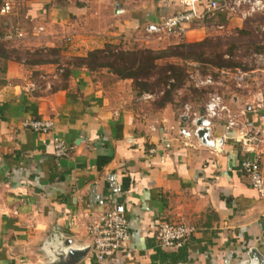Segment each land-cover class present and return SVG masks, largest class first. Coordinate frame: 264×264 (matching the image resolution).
Returning a JSON list of instances; mask_svg holds the SVG:
<instances>
[{"label": "crops", "instance_id": "crops-1", "mask_svg": "<svg viewBox=\"0 0 264 264\" xmlns=\"http://www.w3.org/2000/svg\"><path fill=\"white\" fill-rule=\"evenodd\" d=\"M87 1L61 8L23 0L14 11L12 1L11 11L0 13V31L17 25L23 34L13 44L16 54L0 58V264H71L69 250L85 251L73 264H250L251 248L264 257V201L239 169L246 154L237 129L211 122L222 141L216 151L189 135L188 118L170 106L148 113L119 104L123 91L104 71L69 67L62 79V57L85 55L107 39L154 50L192 42L195 23L181 37L148 36L151 21L180 9L175 0ZM59 25L72 39L65 48L52 34ZM48 48L59 49L57 62L32 57ZM252 74L249 91L232 81L234 90L220 96L233 113L243 111L240 123L263 132L254 100L264 102V83ZM30 118H50L53 129L23 127ZM55 136L72 147L67 156L54 157ZM116 207L128 221V248L97 262L87 225ZM160 221L184 222L194 232L182 246L164 249L155 238Z\"/></svg>", "mask_w": 264, "mask_h": 264}, {"label": "built area", "instance_id": "built-area-1", "mask_svg": "<svg viewBox=\"0 0 264 264\" xmlns=\"http://www.w3.org/2000/svg\"><path fill=\"white\" fill-rule=\"evenodd\" d=\"M175 1L180 6V9L162 17L157 24L147 25L144 29L146 34L157 37H181L186 33L190 24L195 22L201 24L216 13H237L242 19H245L250 15L264 12V0H209L201 10H199L200 0ZM10 9V3L5 1L0 7V13H9ZM218 27L222 28L223 26L219 24ZM22 37L23 34L17 25H10L3 34H0V40L11 41ZM66 39L69 40V37H66ZM253 63H262L264 66V53L253 55ZM248 65H251V63ZM251 72L253 71L244 70L239 66L232 71H221V74L233 81L237 89H249L248 81ZM191 78L195 81L194 87L196 88L214 86L218 83L214 82L210 76L201 77L197 73L191 75ZM254 101L256 108L260 110V120L264 123L263 99L255 98ZM182 115L191 119L192 127L189 129L188 134L202 143L197 133L205 129L206 136L214 142L212 148L216 151L220 150L222 141L213 137L211 122L222 120L227 127L237 129L235 140L246 154L240 163L239 169L247 175L252 188L257 192L258 197L264 201V177L260 169L257 150V145L261 141L260 137H264L261 135L262 133L264 135V131L251 127V123H240L239 118L243 115V111L239 113L230 111L222 97L216 92L208 93L202 114L192 111L191 107L185 104ZM201 117L207 119L209 124L206 126L196 125L195 122ZM53 125V120L50 118H30L22 122L23 127L40 134L50 132L53 129ZM52 146L55 158L67 156L72 148L63 139L56 136L52 138ZM259 221L264 233V210L260 215ZM87 232L92 238V250L97 262L121 254L128 248V221L122 212L116 209L100 213L91 219L87 225ZM193 232L194 228L184 222L169 223L160 221L155 229V238L161 248L173 249L182 246Z\"/></svg>", "mask_w": 264, "mask_h": 264}, {"label": "trees", "instance_id": "trees-1", "mask_svg": "<svg viewBox=\"0 0 264 264\" xmlns=\"http://www.w3.org/2000/svg\"><path fill=\"white\" fill-rule=\"evenodd\" d=\"M10 1L17 3L23 0ZM3 3L4 0H0V7ZM207 3L206 0H200L199 10ZM215 16L220 21L218 23H225L224 14L216 13ZM211 18L213 17L209 19ZM0 34L3 32L0 31ZM211 40L204 38L194 42L180 41L166 48L154 50L140 46L138 43L132 44V48L129 46L126 48L121 39L115 41L107 39L102 47L90 49L82 56L67 57L69 60L65 63L62 61L66 65L62 71V79H66L69 75V67L85 68L92 73L104 71L106 74L112 75L115 80H130L131 90L136 97L143 93H161L153 101L156 108L176 107L173 94L176 90L184 88L186 82H191L189 80L191 74L198 73L200 76H210L214 82H218L221 78H226L221 74V71H232L239 66L244 70L251 68V65L233 60L235 57L233 46L223 48L220 44H213ZM15 42L17 41L0 40V58L7 59L12 54H16L13 49ZM70 44H72V39L69 37L67 40L65 37L63 47L65 48ZM136 44L138 45L135 47ZM259 50L264 52V47L261 45ZM226 55L227 57H225ZM32 57L36 58L40 64L57 62L59 49L48 48L44 51H34ZM223 81L226 83L225 79ZM227 82L233 86L231 80ZM213 87L216 88V85L207 88H196L191 85V97L194 100L201 93L212 91ZM185 101L186 96L181 98L180 104ZM174 110L177 114L176 109ZM197 113L202 114L203 107Z\"/></svg>", "mask_w": 264, "mask_h": 264}, {"label": "rangeland", "instance_id": "rangeland-1", "mask_svg": "<svg viewBox=\"0 0 264 264\" xmlns=\"http://www.w3.org/2000/svg\"><path fill=\"white\" fill-rule=\"evenodd\" d=\"M8 1L10 5L12 2L10 0H4ZM89 4L87 0H50V4H53L54 6L61 7L65 6L66 4ZM14 11L18 6L15 2L12 5ZM11 11V10H10ZM9 11V12H10ZM230 14H237V13H230ZM239 15V14H238ZM240 16V15H239ZM211 19H207L203 23L195 22L193 24L192 28H195L196 31L194 32L196 36L194 37V41H200L204 38H210L213 44H220L223 46V48H228L233 46V60L235 59L238 62L246 63L248 65L251 63V68L249 70L253 71L251 73L252 76H256L257 78L261 79L264 83V66L262 63H253V55L255 54H263L264 52H261L259 50V47L261 45L264 47V12L256 13L253 15H250L246 17L243 20H239L235 15H227L224 19L225 23L222 25V28H219L218 25V17H214ZM211 20V21H210ZM220 22V21H219ZM53 35H55L58 39V41L62 42V44L65 41L66 35H70L64 30H62V25H59V27L55 28V31L52 32ZM148 35V34H146ZM150 36V35H148ZM183 41L182 39L178 40ZM178 42V43H179ZM132 43H130L129 47ZM138 44L135 45V47ZM259 50V51H258ZM227 57V55L225 56ZM69 60V58H63L62 61L65 63ZM234 60V61H235ZM252 61V62H251ZM194 75L196 73H193ZM191 74V75H193ZM198 74V73H197ZM106 75V74H104ZM191 75L189 76V80L191 82H186L184 88L176 90L173 94L174 104L176 107L172 106L173 109H176L177 116L183 113L184 105L187 104L191 107L192 111H199L201 109L206 100L209 92H216L217 94H221L222 90H234V87L230 85L227 81H223L226 78H221V80L218 81L216 84V88L213 87L212 91H209L207 93H201V95H198L199 97L193 100L191 97V85L195 84V81L191 78ZM203 77V76H201ZM109 84L114 85L115 87H118L121 92V98L119 100V104H125L132 108H135L139 111V109H144L145 111H148L150 113L154 108H156L155 104H153V101L157 99L161 95V93H143L139 97H136L134 93L131 90L130 84L124 83V82H117L114 77L108 76L106 79ZM130 81V80H129ZM260 81V82H262ZM130 83V82H129ZM250 84V82L248 81ZM225 85V87H224ZM211 87V86H207ZM204 87V88H207ZM218 87V88H217ZM239 90H248L249 89H239ZM206 95V97H205ZM186 96V101L181 103V98ZM143 110V111H144ZM188 128L190 129L191 126V119H188ZM93 252V251H92ZM93 254V253H92Z\"/></svg>", "mask_w": 264, "mask_h": 264}, {"label": "water", "instance_id": "water-1", "mask_svg": "<svg viewBox=\"0 0 264 264\" xmlns=\"http://www.w3.org/2000/svg\"><path fill=\"white\" fill-rule=\"evenodd\" d=\"M158 22L159 21H157L156 19V20L151 21L150 24L151 25L157 24ZM195 124L206 126L209 124V121L205 119L204 117H201L195 122ZM197 136L198 138H201L202 143L204 145H207L210 147L213 146L214 142L207 138L205 129L198 131ZM116 210L121 211L120 207H116ZM66 255L69 258L71 264H73L84 257L85 251L84 250H69L67 251ZM247 256L249 258L250 264H264V257L255 248L249 249Z\"/></svg>", "mask_w": 264, "mask_h": 264}]
</instances>
